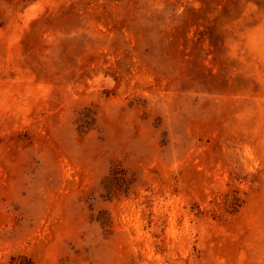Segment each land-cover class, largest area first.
<instances>
[{
    "label": "rangeland",
    "instance_id": "rangeland-1",
    "mask_svg": "<svg viewBox=\"0 0 264 264\" xmlns=\"http://www.w3.org/2000/svg\"><path fill=\"white\" fill-rule=\"evenodd\" d=\"M264 264V0H0V264Z\"/></svg>",
    "mask_w": 264,
    "mask_h": 264
},
{
    "label": "trees",
    "instance_id": "trees-1",
    "mask_svg": "<svg viewBox=\"0 0 264 264\" xmlns=\"http://www.w3.org/2000/svg\"><path fill=\"white\" fill-rule=\"evenodd\" d=\"M8 264H34V262L25 256L11 257Z\"/></svg>",
    "mask_w": 264,
    "mask_h": 264
}]
</instances>
